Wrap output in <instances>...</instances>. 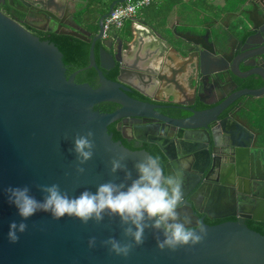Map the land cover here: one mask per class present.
Here are the masks:
<instances>
[{
	"label": "water",
	"instance_id": "water-1",
	"mask_svg": "<svg viewBox=\"0 0 264 264\" xmlns=\"http://www.w3.org/2000/svg\"><path fill=\"white\" fill-rule=\"evenodd\" d=\"M17 1L22 10L34 4L54 26L63 23L57 15L61 14L64 5L58 0ZM120 1H110L100 18ZM79 9L75 7L70 11L72 22L73 13L77 14ZM234 21L236 28L251 32L259 40L235 53L230 51L228 55L216 47L224 41L225 36L220 31L176 34L189 44L171 49L184 57L186 63L193 62L198 81L213 96L211 101H205L198 92L194 94L199 103L209 104L198 109L193 105L194 96L188 102L173 101L172 97L167 105L128 96L126 91L136 90V87L124 76L137 77L142 83L146 77L145 84L154 83L153 79L160 81L163 78L164 82L172 84L176 80L173 74L168 79L152 68H139L136 61L129 63L124 58L114 57L102 47L98 48L96 63L93 42L99 38L100 28L92 37L90 29L78 27L75 22L67 24L73 30H55L89 42L85 63L75 59L64 39L59 36L44 39L0 12V264H264V231L244 219L264 222V216L248 214L258 209L264 215V191L259 194L258 178L246 177L239 169L248 145L234 134L236 127L250 124L247 115L240 113L251 112V109L237 99L264 94V0L240 3ZM91 22L85 21V24ZM211 36L213 38L209 39ZM248 37L244 36L243 43ZM104 56L111 66L117 62L115 77L103 71L109 68L101 63ZM211 56L216 60L210 59ZM239 64L244 70L239 69ZM232 76H249L253 82H258V86L235 89L237 83ZM196 79L190 78V82L195 83ZM158 107L173 109V115L161 113ZM127 117L132 119L130 136L156 146L165 160L161 162L166 174L174 172L171 149L180 161L191 157V168L195 173L191 174V180L183 176L182 210L194 220L190 227L198 229L203 225L206 228L204 239L175 251L160 250L155 239L159 233L146 229L144 244L135 246L127 257H123L110 253V246L101 243L109 237L127 241L119 217L105 216L101 223L90 220L83 224L75 217L54 220L49 213L37 212L25 221L28 227L24 233H18V242L11 243L9 224L20 222L22 218L8 202L5 189L9 186L27 185L30 194L38 200L43 198L38 185L59 184L69 196H78L85 189L95 192L101 183L123 180V171H110L112 159L121 154L126 157L121 162L135 177L134 163L144 154L154 153L152 149L130 146L119 138L111 122L117 119L124 122ZM145 118L150 121H144ZM165 127L171 130L168 133L171 141L164 140ZM89 130L94 133L90 138L95 144L94 154L80 165L85 169L84 173H77L79 161L72 151L73 139L77 134L86 135ZM220 138L228 157L226 163L217 166L220 167L218 171L213 170V176L208 178L216 166L213 158L208 161V157L215 151ZM200 153L207 159L204 165L198 164ZM255 155L264 166V148H259ZM208 166V172L202 176L208 183L201 187L199 174ZM219 193L234 207L229 213L215 217L231 218L203 223L202 216L197 217L193 211L206 214L207 210H197L196 203H214ZM260 195L262 200L258 199ZM255 199L260 201L261 208L255 207ZM208 206L210 210L211 206ZM90 237H96L95 246L91 248L88 245Z\"/></svg>",
	"mask_w": 264,
	"mask_h": 264
},
{
	"label": "clouds",
	"instance_id": "clouds-1",
	"mask_svg": "<svg viewBox=\"0 0 264 264\" xmlns=\"http://www.w3.org/2000/svg\"><path fill=\"white\" fill-rule=\"evenodd\" d=\"M94 133L89 130L86 135L77 134L73 139L72 151L76 154L79 164L77 173H84L80 165L90 160L95 147L90 139ZM125 155L113 158L112 173L118 170L124 172V178L117 183L112 180L101 183L96 191L85 189L78 196H69L62 191L59 184L38 185L43 198L38 200L30 194V188L25 186H9L5 189L8 202L17 209L22 218L20 222L11 221L8 238L11 243L19 240L18 233L27 230L25 221L37 212L49 213L54 220L65 216L78 218L87 224L90 220L101 223L105 216L119 217L126 242L109 237L101 243L109 247L110 253L127 257L135 246L145 242V230L152 229L155 233L157 247L160 250L175 251L182 246H193L200 243L207 234L206 228L200 225L198 229L190 227L192 218L182 210L184 205V169L188 167L187 160H181L175 172L165 173L161 159L158 156L144 154L133 167L136 175L128 169ZM68 175V173H65ZM161 236L163 237L161 239ZM96 237H90L89 247H94Z\"/></svg>",
	"mask_w": 264,
	"mask_h": 264
},
{
	"label": "flooded vegetation",
	"instance_id": "flooded-vegetation-1",
	"mask_svg": "<svg viewBox=\"0 0 264 264\" xmlns=\"http://www.w3.org/2000/svg\"><path fill=\"white\" fill-rule=\"evenodd\" d=\"M59 2L63 3V7L61 9V14L57 15L58 13H54L58 16L59 20H61L63 23L60 24V26H54L52 25L49 21H51L49 18H47V16H43V14L41 12L38 11V8L33 4H29V6L23 8L24 10H22L21 6L19 5L17 0H11V2H9V0H0V12L4 13L5 15H7L8 17L12 18L13 20L19 22L24 28H26L29 32L34 33L39 35L40 37L44 38V39H49V36L52 33H57L55 30L59 31V30H73L72 28H70L67 24L71 23L73 24L75 22V24H77L76 26L78 27H82V28H88L91 30L90 33V37H92L93 35H96L99 31V28L101 30L100 32V36L99 38H96L93 42V52H94V46L100 45L99 47H102L104 50L106 51H110L114 57L116 56L117 58H124L123 54H122V45L124 44V34L122 35H118V37L116 36L114 39V44L112 49L107 48L106 46H108V35H110L111 33H114L115 30H117L116 28L110 27L107 30L103 29V18H100V16L106 12V10H101L98 9V7H95L94 9H85L86 7V3L88 2L87 0H58ZM29 2V1H28ZM58 7V6H56ZM75 7H79L80 12L82 14L81 18H79L77 16V14L73 13V15H75L74 18V22H72V15L70 14L71 10L74 9ZM78 10V12H79ZM238 11V10H237ZM236 11V12H237ZM236 13H234L235 15ZM82 19V20H81ZM26 21V22H25ZM85 21H92L90 24H85ZM74 24V25H75ZM46 28H51L53 29L52 31H47ZM237 30H239L238 28H235ZM75 30V29H74ZM76 31V30H75ZM241 34L239 37L235 36V30L233 29V31L230 35L228 33H226V39H227V45L225 48H220L219 46L216 45L217 49L220 50L222 53L228 55V53L231 51L232 53H235L237 51V49L239 48H246L248 47L253 41V43H255V41L259 40L258 38L254 37L252 35L251 32L245 33L242 29H241ZM103 35V36H102ZM249 36L248 37V41L246 43H243V38L244 36ZM212 38V37H211ZM84 41V40H82ZM86 42V41H84ZM112 42V41H111ZM89 46V42H86ZM111 43H109L110 45ZM98 47V48H99ZM97 48V51H98ZM109 52V53H110ZM221 54V53H220ZM195 56H192L191 59H193V61H195L196 59L194 58ZM221 57H219L220 59ZM210 59L216 60V57H210ZM222 59V58H221ZM126 61V59H124ZM101 63L103 65H107L109 68L107 70H103L106 73H111V70L114 66H117V62H114V64L111 66L110 64V60L107 59L106 56L103 57V59L101 60ZM90 69H93L92 67H90ZM239 69L240 70H244V67L239 64ZM117 73V71H116ZM115 73V75H116ZM196 73V74H195ZM173 74V73H172ZM192 75H190L191 78H196L195 83H191L190 84V92L187 96H184V98L182 99H178V98H174L173 101H184V102H188L192 99V97H195L194 100V107L201 109V108H206L209 106V104H204V103H199L197 101V96H195L194 94H196L197 92L199 93L200 97H202L203 99H205V101H211L213 99V96L210 95L208 93V89L205 87H203L201 85V83L198 81V74L197 72H191ZM114 75V77H115ZM130 83H132L134 85V87H136L135 89H130L128 92L126 91L127 95L133 98H137L140 100H148V101H152L154 103H158L160 105H167L170 104V101L172 96L168 97L165 100H161L160 98H157L154 94H150L148 91H146V87L148 85H145V80L144 83H142L137 77H126L124 76ZM172 77V76H171ZM171 77H167L168 79H170ZM233 79L235 80V82L237 83V86L235 89L238 88H243V87H247V88H255L258 86V84L256 85L255 82H253V80L251 78H249V76L245 77V78H236L234 76H232ZM174 79L176 80V78L174 77ZM176 83L173 84L174 88L178 87L177 81H175ZM167 84H169L170 82H165ZM138 88V90H137ZM156 99V100H155ZM169 99V100H168ZM168 100V101H167ZM242 100L243 102L247 103L246 101H248L247 98L240 96L237 101ZM172 102V101H171ZM158 111H160L161 113H168L173 115L174 110L173 109H169L167 110L166 108L163 107H158L157 108ZM130 121H132L131 118L127 117V119L122 122L119 121V119L114 120L111 122V124L113 125V127L117 130V132L120 135V138H122L126 143H128L130 146H135V147H140V148H146V146H155L154 144L144 140V141H140V140H136L135 138H133L132 136H130L129 130H130ZM144 121H150V118H145ZM171 130L169 127H165V136H164V140L165 141H171L169 134ZM236 135H239L241 138V141L245 144L248 145L247 149L243 152V159H242V163L240 165V170L243 173V175H245L246 177H256L259 180V189L260 192L259 194H262L264 191V166L262 165V163L260 164L258 159V156L255 155V152L258 150L259 148L261 150V148H264V125H260L259 127H253V125L248 123V125H242V126H238L236 127V132L234 133ZM223 139H219L218 143L215 145V151L213 153L210 154V156L208 157V161H211V157L213 158V164L216 165L214 169H212L209 174H208V178L212 175V171H218V169L221 167L220 165H223L224 163H226L225 159L228 157L227 155V151L224 149V145L222 142ZM156 147V146H155ZM171 157H172V162H173V166H174V172L177 170V165L180 162L179 156H177L176 154H174L173 150L171 149L169 151ZM184 160L188 161V167L184 169V176L185 178L189 177V179L191 180V174L195 173L194 170L191 168V165L193 163V161H191V157H185ZM199 165H204L205 160H207L204 156L203 153H200L199 155ZM163 162H165V160H162ZM220 166V167H217ZM209 166L205 168L204 172L200 173V181L199 183L202 182L201 187H205V185L208 183V180H205L202 176L208 172ZM224 173V172H223ZM207 178V179H208ZM193 179V178H192ZM263 183V184H262ZM246 195V193H244ZM253 199V197H252ZM259 200H262V195H260V197L258 198ZM225 201L228 202L227 200L223 199V196L219 193V198L217 201H215L213 203V201L209 204V206H211L210 210L207 208V205H203L202 203L197 202L195 207L197 210H202L206 209L207 213L209 212V214H203V212H195L197 217L202 216V222L203 223H211V222H217V221H223L226 219L231 218V216H225V217H215L217 215H219L218 212H216V209L218 208L220 201ZM257 201L256 199L254 200V205L255 207L261 208L260 207V201ZM208 206V207H209ZM225 214V213H224ZM249 215H254L257 217H263V212H260L258 209H256L254 212H249ZM223 215V214H222ZM214 216V217H213ZM245 220H247L248 222L252 223L253 225H255L256 227L260 228L261 230L264 231V222L258 221V220H252L249 218H244ZM192 221L193 218H192Z\"/></svg>",
	"mask_w": 264,
	"mask_h": 264
},
{
	"label": "crops",
	"instance_id": "crops-1",
	"mask_svg": "<svg viewBox=\"0 0 264 264\" xmlns=\"http://www.w3.org/2000/svg\"><path fill=\"white\" fill-rule=\"evenodd\" d=\"M243 1L245 0L241 2L239 0H151L147 5L140 7L131 19L124 20L114 33L108 35L106 47L112 49L115 37L128 33L122 45L124 59L129 63L136 61L139 68H152L159 74H164L166 78L171 77L173 73L178 84V87L174 88L172 83H165L163 78L160 81L153 79L154 83L145 84L148 85L146 91L163 100L171 95L182 99L190 92V75L192 71L195 72V68L193 62L186 63L184 57L171 49L173 46L189 44L185 38L176 34L199 35L205 30L210 31L211 34L220 31L225 37L222 44L217 46L225 48L226 33L231 34L230 31L234 29L235 36L239 37L242 32L241 29H235L234 13ZM209 39L207 41L211 42ZM246 102L251 112H241L240 115H247L253 127H259L260 120L264 119V113H261V109L264 108V94L250 98ZM232 207L234 205L229 201L222 200L216 212L219 215L227 214Z\"/></svg>",
	"mask_w": 264,
	"mask_h": 264
},
{
	"label": "trees",
	"instance_id": "trees-1",
	"mask_svg": "<svg viewBox=\"0 0 264 264\" xmlns=\"http://www.w3.org/2000/svg\"><path fill=\"white\" fill-rule=\"evenodd\" d=\"M87 1L88 2L86 3V9H94L95 7H98V9L101 8V10H106L107 6H108V4H109V2L111 0H87ZM239 1L241 2V0H239ZM80 12H82V11L79 10V12L77 13V16L79 18H81V16H82V14ZM127 34H124V39H125ZM57 36H59L60 38L64 39L65 44H66V46L68 48V51L75 57L76 60H79V61L87 63L88 44L86 42L82 41L81 39H79V38H77L75 36H72V35L66 34V33H56V34L52 33L49 36V39L53 38V37H57ZM99 46L100 45L94 46V59H95L96 63L98 61L97 48ZM92 70L93 69H91V71ZM116 71H117V66H114L112 68V70H111V73H109V74L111 76H114ZM255 83H256V85L258 84V82H255ZM111 126H113V125L111 124ZM118 135H119V133H118ZM119 138H120V135H119ZM146 148L152 149L154 155L158 156L161 159V161L163 160L162 154L159 152V150L155 146H153V145H151L149 147L146 146Z\"/></svg>",
	"mask_w": 264,
	"mask_h": 264
},
{
	"label": "built area",
	"instance_id": "built-area-1",
	"mask_svg": "<svg viewBox=\"0 0 264 264\" xmlns=\"http://www.w3.org/2000/svg\"><path fill=\"white\" fill-rule=\"evenodd\" d=\"M150 1L151 0H122L116 2L112 6L110 12L103 18V29L107 30L110 27H120L124 20L131 19L140 7L147 5Z\"/></svg>",
	"mask_w": 264,
	"mask_h": 264
},
{
	"label": "rangeland",
	"instance_id": "rangeland-1",
	"mask_svg": "<svg viewBox=\"0 0 264 264\" xmlns=\"http://www.w3.org/2000/svg\"><path fill=\"white\" fill-rule=\"evenodd\" d=\"M253 104H255V101H253ZM261 113H264V108L261 109ZM260 124L264 125V119L260 120Z\"/></svg>",
	"mask_w": 264,
	"mask_h": 264
},
{
	"label": "bare ground",
	"instance_id": "bare-ground-1",
	"mask_svg": "<svg viewBox=\"0 0 264 264\" xmlns=\"http://www.w3.org/2000/svg\"><path fill=\"white\" fill-rule=\"evenodd\" d=\"M136 30V29H135ZM153 62V61H152ZM153 64H156L155 62H153ZM154 66V65H153Z\"/></svg>",
	"mask_w": 264,
	"mask_h": 264
}]
</instances>
